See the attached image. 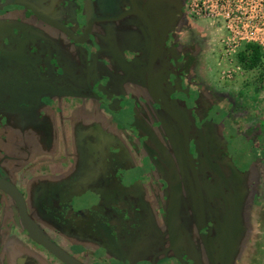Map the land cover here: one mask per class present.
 <instances>
[{"label": "flooded vegetation", "instance_id": "obj_1", "mask_svg": "<svg viewBox=\"0 0 264 264\" xmlns=\"http://www.w3.org/2000/svg\"><path fill=\"white\" fill-rule=\"evenodd\" d=\"M11 1L14 2L22 0ZM23 1H25L28 5H32L33 7H37V9L44 11L49 16L56 18L76 35L80 33V31L77 30L78 27L83 26L85 22L83 0ZM93 1L95 2V0ZM2 2H4V0H0V3ZM146 3H148V16L152 22L155 34L158 36V34L162 32L164 25L168 26L162 52L160 53L155 64L156 71L154 72V76L156 94L162 103H165L168 105V107H170V109L174 110L180 115L181 119L189 130V138L192 140L191 146L193 151H195V148H193L194 141L196 138L198 139V131L200 130H202L204 136L208 131V143H211V139L213 138V148L214 150L218 149L220 146H222L220 145L221 141H217L218 139H215V137L212 136V132L217 134V131H215V129H207L208 127L212 128L213 125H217V123L214 121L212 123L209 122V119L211 120L213 117H216V114L213 112L211 115L210 111L213 109V107L218 105L217 97L214 95H208L204 91L201 92L203 89L201 86V89H199L197 92H195L196 89H191L192 85L186 80V75L195 69L194 67L197 64V58L199 56L198 49L196 48L197 45L196 43H189L188 39L187 41H185V39L184 41H179V38L176 37L178 25H182L184 24V21L187 22L188 20L183 14L185 5L184 0H177L175 2L169 0V2L163 5L165 11H163L162 14H159L158 11L153 8L154 3L152 0H139L140 7ZM120 5L121 9L116 10L115 14L129 8V3L127 0H122ZM98 6L96 5V11L102 14ZM10 11H16L20 15L21 13L23 14L21 16L19 15L18 18L21 25L19 29L10 28L5 24V21H1L5 17V14ZM173 19L175 20L172 22V24H168ZM38 23L57 31L58 34L65 38L68 43L73 48H75L73 55H71L68 51V56L82 58L78 65L75 60L72 61V64L74 63V65L71 64V68L73 71H75L73 73L74 76L70 81H66V79H64L62 75L58 73V71L60 72L59 68H61L63 71L64 66L68 64L64 61L58 63V56L56 58V55L52 54L50 49L52 36L49 32L38 28ZM116 23L117 26L121 28V31H119L120 29L115 27L113 33L114 37H118V40L114 38V41L110 42L111 46L109 50L104 49L105 54H97L98 50L100 49L101 40L100 36L94 35L95 30L93 31V34H91L87 39V41L79 46L78 43L72 41V39L63 30L43 21L26 8L12 6L8 9L0 10V59L2 58L6 62L5 65L1 67L0 79L3 80V78H5V84H7V86H13L16 82V75L21 74L30 79L32 82L31 84L34 86L36 91L44 90L47 85H49V87L56 86L54 89L60 92L62 95L70 94V96L76 97H90V99L98 101L107 112L116 118L118 122V130L124 134L127 144L132 148L141 146L146 151L149 158L148 160L151 162L150 165L152 164L149 166V171H157L155 176L157 178L156 187L158 192L160 191L159 200H161L162 203L163 217L167 226V208L169 207V204L173 205L171 202L175 199L177 193V189L174 187V173L173 175L171 174L173 169H171V166L169 167L165 163H162L166 158V155L164 156L165 151H171V141L169 139L170 135L167 134L166 128L162 129L165 126V122L163 121L162 117L164 115L165 119L168 120L169 118L168 121H170V117L164 110L154 105L149 97L145 86L146 66H142V68L145 69V78L144 84L141 86V93L139 94V103H132L131 101L127 100L123 94L117 95V90L119 91V89H116L117 85L112 83L109 84V78L106 79L101 77L100 73L102 71H108L109 59H113L115 61V65H117V67L121 70L124 69L125 71H127L126 67H124L126 64L128 66L132 64L133 66V64L135 65L139 60L138 57L140 55L132 50L134 49L131 48L132 45L128 48L124 47L125 50H120L119 43L121 44L124 42L121 37L122 35H125V31L137 36L140 33V30L137 27H144L143 21L138 16H129L117 21ZM126 26L131 28H125ZM144 28L146 30V27ZM145 30L143 32H146ZM157 36L155 38H157ZM145 42L147 45H149L148 39H146ZM104 45L106 46L107 44ZM114 49H116L115 54L117 51L122 53L120 56H117V58L113 56L112 51ZM64 53L65 52L63 51V54ZM123 58L126 61H124ZM144 59L145 61L147 60V54H145ZM15 62L21 68L13 66V63ZM142 62L144 61L142 60L140 65H142ZM9 69L12 71L13 75V78L11 79H8V76L5 75ZM53 75L55 76L53 77ZM116 79L117 77L115 80ZM29 94L30 93H25L18 90V100L15 101L11 98L9 104H11L12 107L14 106L13 108H17L18 111L27 109L28 106L30 109H35V105L32 106L34 103L31 102L30 105L29 103L31 100L26 98L29 96ZM198 98L205 102L212 101L213 106L209 107V111L207 113H203L199 108L196 107L197 105L195 104V101ZM137 107H143L146 110L147 115L142 116ZM21 127V124H17L16 129ZM179 134L182 137V134ZM175 159L178 176L183 177L184 172L189 170V166L185 168L177 158ZM254 161L253 163L249 162L251 163L250 169H238L239 171L235 170L231 173L228 171L230 170V167H225L223 166V163L220 162V167L223 170L225 176V179H223L222 182L223 191L226 197L225 200L228 201L227 203L229 204V200L235 196V212L238 191L240 190V187H242L239 185L238 177L248 170H251ZM33 164L34 163H30V161L27 160L26 168L23 169L21 158H3L0 156V177L10 180L20 189L25 199L28 214L53 242L85 264H102V260L95 258L92 259V255H88L86 247H79V245L72 242V235L75 237L79 236L78 238L90 236L92 239L98 241L99 244H103L105 240H111L115 243L119 240L120 243H123L124 247H126V251H128L127 255H130L131 244L133 241L132 231L136 226L143 225L137 224L136 221H139L138 219L132 218L130 225H126L125 218L121 219L119 214L112 216V213L108 211L107 206H105L103 201L97 206L99 209L94 210L93 201L96 202L97 200H94L96 196L91 194L87 195V201L85 203L81 202L79 199L80 197L78 196H73L71 200L70 197H68L69 195L63 198L58 196L53 197V195H51L50 199L47 200L46 196H42L41 198L35 195L37 190H33L34 195H30L29 189L27 188L29 182L27 183L23 181H27L30 178L28 175L31 170L30 168L35 166ZM109 164L114 166L112 168L116 169L118 167H122V172L118 169L117 175L125 176L124 169H126L125 167L128 166L127 164L123 163L119 158L112 159ZM206 167L207 166H205L204 170L202 171L199 164H197V170L203 191V218H201V213L198 210L199 204L194 185L191 188V191L187 190V188L184 187V184H182V189L180 188L181 197L180 202L178 203V242L186 264H188V259H186V257L191 258L194 255L190 252L185 241L183 239L181 240L180 238V230L183 228L182 206L186 207L185 203L189 206V212L191 213L194 225L200 236L201 244L202 232H205L211 236L213 232L220 231V220L218 214H221L224 211V199L217 189L218 176L215 175L210 168ZM25 171L27 172L25 173ZM36 173H33L32 175L34 176ZM170 175H172V178ZM166 176L171 178V185H169L168 180H166ZM122 181L124 182L125 178H123ZM190 182L193 184L192 178ZM101 190L107 191L106 188ZM135 190H137L136 187ZM2 192L4 191L0 190V264H15L14 262H9L8 258L11 257V255L9 252H6V248L11 247V243L6 242V240L8 241V238H5V235L12 233V229L15 228L14 225H17V227L22 230L26 238L35 243L37 247L42 249V251L51 254L49 257L53 259V262H47L46 264H65L47 249H45L42 245L38 244L29 237L27 231L24 229L21 223L16 202L6 192H4L6 195ZM109 195L111 198L108 199H114L112 194ZM138 196L140 204L141 197L139 191ZM169 197H173L174 199L172 198L169 201ZM133 198L134 197L132 196V199ZM129 200L130 197L127 198V202L130 205L129 202L131 201ZM229 207L232 208L233 205L230 204ZM58 208L64 210L65 213H60L57 211ZM111 217L114 219L113 223H111ZM118 220H121V222L118 223ZM126 226L129 227V231H127ZM203 226L205 231H203ZM170 251L175 263L180 264L174 256L171 248ZM23 262V264H29V261ZM31 264L38 263L32 262Z\"/></svg>", "mask_w": 264, "mask_h": 264}, {"label": "crops", "instance_id": "obj_2", "mask_svg": "<svg viewBox=\"0 0 264 264\" xmlns=\"http://www.w3.org/2000/svg\"><path fill=\"white\" fill-rule=\"evenodd\" d=\"M19 15L16 11H10L1 21H5L10 28L19 29L21 27ZM37 27L49 32L52 36L50 44L52 54L56 55V58L58 56V63L64 61L68 64L64 66L63 71L59 68L58 73L66 81H70L75 71L71 68L72 61L75 60L78 65L82 58L68 56V51L73 55L75 48L57 31L40 23ZM115 39L118 40V37L116 36ZM121 39L124 44L119 43L120 50L132 45L131 48H134L132 50L140 55L138 57L140 61L138 60L133 66L126 64L124 67L127 71H125L118 68L113 59H109L108 71H102L100 75L102 78H109V84L117 85L116 89H119L117 95L123 94L132 103H139V94L145 78V69L140 62L145 61L147 44L141 32L137 36L122 35ZM100 43V51L97 54H105V43L101 41ZM102 50L104 51L101 52ZM5 63V60L1 58L0 70ZM13 66L21 68L16 62ZM131 66L135 68L132 69ZM16 76L13 86H7L4 82L5 78L0 79V156L21 158L23 169L26 168L27 160L34 163L35 166L30 168L28 175L30 178L23 181L29 182L27 185L29 194L34 195L33 190H37L35 195L41 198L46 196L47 200L51 195L62 198L69 195L71 200L73 196H78L83 203L87 201V195L91 194L96 196L94 200L98 201H96L98 204L93 201L94 210L99 209L97 206L105 200V197L111 198L108 188L112 187V181L108 173L113 166L109 163L112 159L119 158L128 165L125 168L140 192V215L145 216L150 225L144 222L142 226L139 225L133 229L130 255H127L126 247L119 240L116 243L105 240L103 244H99L90 236L78 238L79 236L72 235V242L79 247H86L88 255H92V259L102 260V264H176L169 248L166 221L163 217L162 203L159 200L160 191L158 192L156 187L157 171H149V166L152 164L150 165L146 151L141 146L132 148L127 144L124 134L118 130L116 118L98 101L90 97L62 95L55 89L47 92L49 85L42 91H36L28 77L21 74ZM18 90L30 93L26 98L31 100L30 105L31 102L34 103L32 106L35 105V109H30L28 106L27 109L18 111L9 104L11 98L18 100ZM137 108L142 116L147 115L143 107ZM17 124H21L22 127L16 129ZM33 173L36 175L33 176ZM123 178L125 176L117 175L116 170L115 179L122 182ZM114 187L116 188V185ZM104 188L107 191L101 190ZM239 202L244 205V200L239 201L238 191L235 212L237 221L242 206L239 207ZM246 204L249 205L248 202ZM185 205L186 207L182 206L183 228L180 230V238L185 241L190 252L193 255L199 254L201 259L200 236L189 212V206L186 203ZM242 225L243 223H239L232 245L234 252L231 257L237 262L238 247H247L248 255L254 257L253 252L251 254L250 251V247H254V241L251 240V235L249 237L250 231ZM14 227L11 234L5 235V238H8L6 242L11 243V247L6 248V252L11 255L8 258L9 262L23 264V261H29V264L32 262L46 264L53 260L27 239L17 225Z\"/></svg>", "mask_w": 264, "mask_h": 264}, {"label": "rangeland", "instance_id": "obj_3", "mask_svg": "<svg viewBox=\"0 0 264 264\" xmlns=\"http://www.w3.org/2000/svg\"><path fill=\"white\" fill-rule=\"evenodd\" d=\"M103 25L109 26L111 34L114 32L115 22H105ZM177 30L176 37L179 41L188 39L189 43H196L199 52L195 69L186 75V80L192 85L191 89H196L195 92H197L201 86L203 88L201 92L204 91L208 95L217 97L218 105L213 107L212 112L210 111L211 115L214 112L216 117L212 116L213 119H209V122L214 121L217 125L207 129L217 131L215 139L221 141L222 146L214 150L208 145L211 156L216 161H223L225 167L230 166L227 163L231 162L232 170H228L230 173L238 169H250L251 163L249 162L253 163L255 158L251 170L241 174L239 178V185L242 186L239 190V201L244 200V205L239 202V207L242 206L238 215V223H243V227L246 226L250 231L249 237L251 235L250 238L254 241V247H250L254 257L248 255L247 247H238L239 255L236 257L238 262L234 259L236 262L233 264H264V63L258 68H245L239 61L240 51L233 59H222L219 43L221 32L218 30V25L210 20H187L184 24H179ZM5 75L8 79L13 78L10 69ZM54 88L56 86H50L46 91L49 92ZM195 104L203 113H207L209 107L213 106L212 101L205 102L199 98L196 99ZM164 125L162 129L166 128L165 123ZM23 143H25L24 140ZM184 166L187 168L186 163ZM118 169L121 172L123 170L122 167L112 168L108 173L112 181V187L109 190L114 199L105 197L103 203L112 216L119 214L121 219L125 218L126 225H130L132 218L140 220L136 221L137 224L145 222L150 225L149 220L140 215L139 196L138 190H135V182L125 169V181L120 184V181L115 179ZM208 188L210 189L209 186ZM128 197H130V205L127 202ZM57 211L65 213L60 208ZM110 219L113 223L114 219L112 217ZM120 222L121 220H118V223ZM126 228L129 231V227L126 226ZM47 255L51 256L49 253ZM199 258V254H194L191 258L186 257L188 264H210L204 248L201 259Z\"/></svg>", "mask_w": 264, "mask_h": 264}, {"label": "water", "instance_id": "obj_4", "mask_svg": "<svg viewBox=\"0 0 264 264\" xmlns=\"http://www.w3.org/2000/svg\"><path fill=\"white\" fill-rule=\"evenodd\" d=\"M127 1L129 3V8L122 10L120 13L115 14L116 10L121 9L120 4L122 0H95V2L93 0H83L85 22L83 26L78 27L77 30H79L80 33L77 35L74 34L67 26H65L63 23L58 21L56 18L49 16L44 11L37 9V7L35 8L32 5H28L23 0L14 1V2H12L11 0H4V2L0 3V10L8 9L12 6H20L26 8L30 10L34 15L42 19L43 21L63 30L72 39V41L78 43L79 46H81L84 42H86L87 39L90 37L91 34H93V31L95 30L94 35L100 36L101 42L103 44L104 43L107 44L105 50L106 49L109 50L111 46L110 42L114 41L113 39L115 37L113 35L114 32L112 34L110 33L109 26H104L103 23L113 21L115 22L114 27L120 29L119 31H121V28L117 26L116 23L117 21H120L129 16H138L143 21L146 30L142 26H138L137 28L144 36V40L146 41V39H148L149 41V45H147V53H146L147 62L146 61L142 62V66L143 67L146 66L145 86L148 91L149 97L154 103V105L164 110L166 114L170 117V121H168L169 118L168 120L165 119L164 115L162 117L163 121L166 124V132H168L167 134L170 135L169 139L171 141V145H170L171 153L167 150L165 151L164 156L166 155V158L162 163H165L169 167L171 166V169H173V172H171V174L173 175L174 173V185H175L174 187H176L177 189L175 199L173 197L171 198L169 197V201L172 198L174 200L171 202L173 205L169 204L166 215L167 226H168L167 236H168L170 248L176 259L178 260V262L180 264H186L178 242V230H179L178 203L180 202V197H181L180 188L182 189L183 187L182 184H184V187H186L187 190L191 191L190 187L192 188L194 185L198 199V204H199L198 210L201 213L202 216L201 218H203V212H204L203 191L201 187L199 173L197 170V164H199L202 171L204 170V167L207 166L206 168H210L214 172V174L218 176L217 189L220 192V195L224 199V211L221 214H218L220 220L219 232H213L211 236L206 234L205 232H202V244H203L202 250L204 248L208 260L210 261V264H233L234 259L231 256L234 250L232 245L235 239V234H236V230L238 229L239 223L237 221L235 208H234L235 196L231 198L232 201L229 200L230 201L229 204L227 203L228 201L225 200L226 197L223 191V184H222L223 179H225L224 178L225 176L223 170L220 167V162L223 163V161H216L211 156L208 145L212 147L214 146L212 142L213 138L211 139L212 140L211 143L210 142L208 143V136H207L208 131L206 132L205 136L203 135L204 133L202 132V130L198 131V139L196 138L194 141L193 148H195V151H193L191 146L192 140H190L189 138V130L185 125V123L183 122V120L181 119L180 115L174 110L170 109L168 105L162 103V101L159 99L155 89L154 72L156 71L155 64L163 49L165 35L166 32L168 31L167 29L168 26L164 25L162 32L157 36L153 29L152 22L148 16V11H147L148 3L140 7L139 0H127ZM172 1L175 2L177 0H172ZM152 2L154 3L153 8L156 11H158L159 14H162L163 11H165L163 5L169 2V0H165V2L164 0H152ZM96 5L97 6L99 5L98 8H100L102 14L96 11ZM183 14L185 15V13ZM174 20L175 19H173L168 24H172ZM125 28H131V27L126 26ZM144 30L146 32H143ZM126 35L130 36L131 33L125 31V36ZM156 36L157 38H155ZM115 50L116 49H114L112 53L113 56L117 58V56H120L122 53L120 51H117V53L115 54ZM98 51H100V49ZM123 60L126 61L124 58ZM179 133L182 134L183 138L180 136ZM212 133H213L212 136L216 138L217 134H214V132ZM175 158H177L183 165L186 163L187 166H189V170L184 172L183 177L178 176ZM227 164L230 165L229 169L232 170L231 169L232 163L228 162ZM172 175H170L171 178ZM171 178L166 176V180H168L169 185H171ZM191 178L193 180V184L190 182ZM0 190L6 192L16 202L21 223L31 239L36 241L38 244L42 245L45 249H47L50 253H52L54 256H56L65 264H85L80 260H78L77 258H75L73 255H71L68 251L57 245L55 242H53L40 229L38 224L28 214L24 196L20 191V189L13 182H11L10 180L4 177H0ZM230 204L233 205L232 208L229 207ZM203 231H205L204 226H203Z\"/></svg>", "mask_w": 264, "mask_h": 264}, {"label": "built area", "instance_id": "obj_5", "mask_svg": "<svg viewBox=\"0 0 264 264\" xmlns=\"http://www.w3.org/2000/svg\"><path fill=\"white\" fill-rule=\"evenodd\" d=\"M184 13L189 21L218 25L222 59H233L247 43L264 53V0H185Z\"/></svg>", "mask_w": 264, "mask_h": 264}, {"label": "trees", "instance_id": "obj_6", "mask_svg": "<svg viewBox=\"0 0 264 264\" xmlns=\"http://www.w3.org/2000/svg\"><path fill=\"white\" fill-rule=\"evenodd\" d=\"M238 55L241 64L248 69L258 68L264 63V53L256 44H245Z\"/></svg>", "mask_w": 264, "mask_h": 264}]
</instances>
